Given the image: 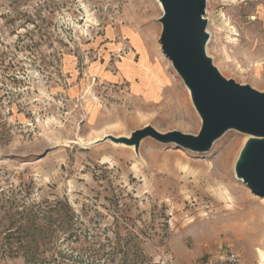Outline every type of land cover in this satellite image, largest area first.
I'll return each mask as SVG.
<instances>
[{
	"label": "rangeland",
	"instance_id": "rangeland-1",
	"mask_svg": "<svg viewBox=\"0 0 264 264\" xmlns=\"http://www.w3.org/2000/svg\"><path fill=\"white\" fill-rule=\"evenodd\" d=\"M204 10L213 65L263 91L264 0ZM161 14L156 0H0V264H207L228 251L260 264L264 204L234 170L248 135L231 129L203 153L106 138L199 132Z\"/></svg>",
	"mask_w": 264,
	"mask_h": 264
},
{
	"label": "water",
	"instance_id": "water-1",
	"mask_svg": "<svg viewBox=\"0 0 264 264\" xmlns=\"http://www.w3.org/2000/svg\"><path fill=\"white\" fill-rule=\"evenodd\" d=\"M162 14L160 49L190 92L191 103L201 119L196 135L177 130L159 132L150 125L130 137L106 138L134 146L137 152L145 137L174 143L194 152L208 151L229 129L249 136L235 162L236 178L264 198V90L226 79L206 53V0H158Z\"/></svg>",
	"mask_w": 264,
	"mask_h": 264
},
{
	"label": "built area",
	"instance_id": "built-area-1",
	"mask_svg": "<svg viewBox=\"0 0 264 264\" xmlns=\"http://www.w3.org/2000/svg\"><path fill=\"white\" fill-rule=\"evenodd\" d=\"M239 258L236 252L228 251L219 257H214L207 264H238Z\"/></svg>",
	"mask_w": 264,
	"mask_h": 264
},
{
	"label": "bare ground",
	"instance_id": "bare-ground-1",
	"mask_svg": "<svg viewBox=\"0 0 264 264\" xmlns=\"http://www.w3.org/2000/svg\"><path fill=\"white\" fill-rule=\"evenodd\" d=\"M156 2H157V5L160 7V9H162V6H161L160 2L158 0H156ZM206 32H207V30H206ZM186 90H187L188 96L190 98V92H189V90L187 88H186ZM229 130H231V129H229ZM248 138H249V136H248ZM118 145H122V144H118ZM261 200H262V203L264 204V198H261ZM257 254H258V257H259V260H260V264H264V252L259 249V250H257Z\"/></svg>",
	"mask_w": 264,
	"mask_h": 264
},
{
	"label": "crops",
	"instance_id": "crops-1",
	"mask_svg": "<svg viewBox=\"0 0 264 264\" xmlns=\"http://www.w3.org/2000/svg\"><path fill=\"white\" fill-rule=\"evenodd\" d=\"M162 79L164 80H169V78L167 77V75H162Z\"/></svg>",
	"mask_w": 264,
	"mask_h": 264
}]
</instances>
